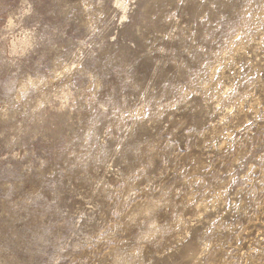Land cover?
I'll use <instances>...</instances> for the list:
<instances>
[{"label": "rangeland", "instance_id": "obj_1", "mask_svg": "<svg viewBox=\"0 0 264 264\" xmlns=\"http://www.w3.org/2000/svg\"><path fill=\"white\" fill-rule=\"evenodd\" d=\"M0 264H264V0H0Z\"/></svg>", "mask_w": 264, "mask_h": 264}, {"label": "bare ground", "instance_id": "obj_2", "mask_svg": "<svg viewBox=\"0 0 264 264\" xmlns=\"http://www.w3.org/2000/svg\"><path fill=\"white\" fill-rule=\"evenodd\" d=\"M122 2V0H117V4H120Z\"/></svg>", "mask_w": 264, "mask_h": 264}]
</instances>
